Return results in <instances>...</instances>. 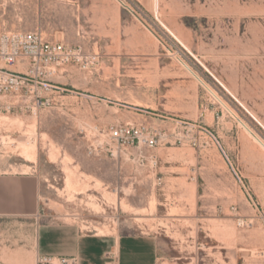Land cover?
Segmentation results:
<instances>
[{
    "label": "rangeland",
    "instance_id": "1",
    "mask_svg": "<svg viewBox=\"0 0 264 264\" xmlns=\"http://www.w3.org/2000/svg\"><path fill=\"white\" fill-rule=\"evenodd\" d=\"M0 30L96 58L57 67L37 113L0 95V170L40 180L38 214L0 220L10 264H38V227L64 224L158 235L159 264H264V0H0ZM123 125L159 144L116 149Z\"/></svg>",
    "mask_w": 264,
    "mask_h": 264
},
{
    "label": "built area",
    "instance_id": "2",
    "mask_svg": "<svg viewBox=\"0 0 264 264\" xmlns=\"http://www.w3.org/2000/svg\"><path fill=\"white\" fill-rule=\"evenodd\" d=\"M96 58L63 42L47 40L39 30H0V95L7 97L1 107L7 112L37 113L40 108L50 103L56 87L52 75L56 68L75 65L88 69L94 65ZM19 65L23 68L20 69ZM15 66V69L10 67ZM110 140L116 149L147 148L154 149L159 144V135L153 128L123 125L112 127ZM114 155V152H112ZM147 158L140 156L139 165L144 166ZM151 166L158 164V157L150 155ZM241 221L239 224H243ZM50 256H40L38 264H48ZM68 262L67 258H62ZM76 264V258H72Z\"/></svg>",
    "mask_w": 264,
    "mask_h": 264
},
{
    "label": "crops",
    "instance_id": "3",
    "mask_svg": "<svg viewBox=\"0 0 264 264\" xmlns=\"http://www.w3.org/2000/svg\"><path fill=\"white\" fill-rule=\"evenodd\" d=\"M226 89L231 92L228 87ZM39 209V178L32 173L0 170V220L5 219L10 224L9 220L16 218H32ZM35 239L33 248L38 258L50 256L69 261L76 258V264H159L162 245L161 238L155 234H82L67 224L39 226ZM5 249L0 246V264L15 263L16 249L7 252Z\"/></svg>",
    "mask_w": 264,
    "mask_h": 264
},
{
    "label": "bare ground",
    "instance_id": "4",
    "mask_svg": "<svg viewBox=\"0 0 264 264\" xmlns=\"http://www.w3.org/2000/svg\"><path fill=\"white\" fill-rule=\"evenodd\" d=\"M167 46H168V45H167ZM180 61H181V60H180ZM185 64H186V63H185ZM19 68L22 69L23 66H22V65H19ZM224 104H225V103H224ZM225 105H226V104H225ZM232 112H233V111H232ZM2 118H3V117H2ZM2 118H1V119H2ZM10 120H12V119H10ZM16 120H17V119H16ZM14 122H15V121H14ZM20 122H21V121H20ZM17 123H19V122H17ZM21 123H22V125L24 124V122H21ZM11 124H12V123H11ZM13 124H14V123H13ZM22 125H21V126H22ZM18 126H20V125L18 124ZM245 126H246V125H245ZM245 128H247V127H245ZM248 128H249V127H248ZM252 132H253V131H252ZM251 135H253V136L256 138V140H257L258 142H260L261 145L264 146V142H263V141H262V140H261L256 134H255V132L252 133ZM263 146H262V147H263ZM34 149H35V148H34ZM31 154H32V153H31ZM34 158H36V157H34ZM98 228H99V227H98ZM257 229H258V228H257ZM254 231H255V230H254ZM261 232H262V231H261ZM258 233H259V232H258ZM257 236H258V235H257ZM257 236H256V237H257ZM259 237H260V234H259Z\"/></svg>",
    "mask_w": 264,
    "mask_h": 264
}]
</instances>
